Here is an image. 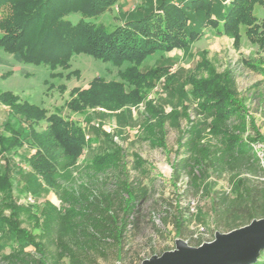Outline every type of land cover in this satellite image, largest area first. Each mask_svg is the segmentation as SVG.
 <instances>
[{"label":"rangeland","instance_id":"rangeland-1","mask_svg":"<svg viewBox=\"0 0 264 264\" xmlns=\"http://www.w3.org/2000/svg\"><path fill=\"white\" fill-rule=\"evenodd\" d=\"M157 1L119 0L103 22L116 26L143 17ZM257 14L264 16L261 9ZM263 65L264 52L246 37L237 43L209 28L191 47L156 53L137 66L81 54L67 69L53 71L0 50V91L38 106L46 117L78 122L88 143L75 161L49 151L55 158L51 185L33 170L34 147L8 154L11 189L0 188V219L14 216L18 228L43 246L45 257L32 246L6 243L8 228L0 222V264H142L174 251L180 240L198 247L231 232L237 221L223 214L222 204L233 203L245 188H264V146L254 143L256 160L232 167L235 157L225 152L228 137L219 131L227 128L248 141L256 128L264 137V75L256 68ZM135 67L140 73L159 69L162 75L138 105L85 115L65 108L75 89H88L97 78L131 90L122 75ZM223 76L243 103L246 120L221 119L193 92L195 82L215 84ZM9 122L17 126L9 109L0 106V132ZM109 155L112 162L97 163ZM4 165L0 161L2 172ZM129 195L135 202L127 219Z\"/></svg>","mask_w":264,"mask_h":264},{"label":"trees","instance_id":"trees-1","mask_svg":"<svg viewBox=\"0 0 264 264\" xmlns=\"http://www.w3.org/2000/svg\"><path fill=\"white\" fill-rule=\"evenodd\" d=\"M118 1L0 0V50L19 55L25 64L46 66L53 71L67 69L72 58L81 54L118 66L125 62L137 66L156 53L191 47L202 40L204 29L209 28L218 36H232L237 43L246 37L264 52V16L260 18L257 14L260 9L264 14V0H158L155 9L143 17L130 18L121 25H107L103 18ZM136 68L122 75L131 90L127 91L123 83L108 84L97 78L88 89H75L65 108L85 115L90 111L96 113L98 109L116 113L127 106L138 105L162 75L159 69L140 73ZM256 68L264 75V65ZM193 92L205 99L204 108L214 111L221 119L248 118L232 82L225 76L215 84L195 82ZM0 106L8 108L10 118L17 123L16 127L7 123L0 132V161L5 164L3 172L0 171L1 189H11L8 158L11 152L25 145L34 147L37 153L30 158L33 170L51 185L55 158L49 151H59L75 161L88 144L86 133L78 122L56 114L46 117L44 110L11 93L0 91ZM44 121L48 122L46 128L37 131ZM219 132L228 137L226 148L229 150L225 152L235 157L229 163L232 167L247 166L256 160L254 143L264 146V137L256 128V137L248 141L239 139L227 128ZM163 137L161 133L158 140L161 146ZM96 161L101 166L102 161L112 162L113 156ZM178 168L176 165L175 182L179 180ZM126 202V209L130 210L126 214L128 219L135 201L129 195ZM222 212L237 221L230 231L247 226L254 219H263L264 188L239 191L233 203L224 201ZM0 222L8 228L5 241L11 239L20 245L32 246L44 256L43 246L35 243L29 232L18 228L14 216L2 218ZM120 222L126 229L127 224ZM115 233L121 242L120 232ZM263 255L264 251L255 264H264Z\"/></svg>","mask_w":264,"mask_h":264},{"label":"water","instance_id":"water-1","mask_svg":"<svg viewBox=\"0 0 264 264\" xmlns=\"http://www.w3.org/2000/svg\"><path fill=\"white\" fill-rule=\"evenodd\" d=\"M264 251V218L226 234L212 242L191 247L184 241L174 251L153 257L142 264H255Z\"/></svg>","mask_w":264,"mask_h":264}]
</instances>
